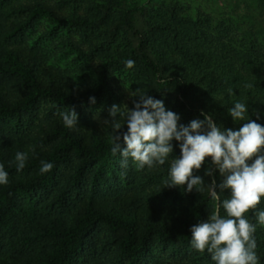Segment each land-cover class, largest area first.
Returning a JSON list of instances; mask_svg holds the SVG:
<instances>
[{
  "label": "trees",
  "instance_id": "trees-1",
  "mask_svg": "<svg viewBox=\"0 0 264 264\" xmlns=\"http://www.w3.org/2000/svg\"><path fill=\"white\" fill-rule=\"evenodd\" d=\"M73 1L0 0V163L9 181L7 185H0V264H118L108 258L109 254L126 260L120 264H156V243L181 247L184 257L190 253L189 259L170 264H196L207 251L200 253L191 246V226L208 221L216 209L226 218L222 201L224 190L218 187L223 177L214 165L210 163L206 168L213 174L207 175L209 182L203 186V192L195 189L186 192L184 187H160L162 192L190 196L183 208L187 212L184 217L171 207L143 203L142 191H139L144 188L142 183H135L124 168L115 171L110 167L109 163L118 154L114 155L111 150L112 123L99 128L94 122L81 118L75 128L69 129L62 117L49 115V122L40 125L35 135L24 132L14 137L6 135L5 119L16 118L19 130L21 117L37 110L42 100L65 106L90 101L91 97L119 101L123 91L118 90L111 68L120 69L128 60L134 61V67L128 68L130 81L154 99H169L197 119L204 118L202 113L210 116L222 131L238 130L247 122L233 121L228 114L236 102H243L240 93L217 101V83L197 85L172 67L163 47L169 26L163 19L146 15L144 28L138 27L135 18L145 11L141 5L126 7L119 17L111 14L114 6L124 0H104L103 5L92 3V17H73L67 11ZM40 15L56 23L76 25L83 42L92 47L95 45L88 41L87 28L101 18L102 21L113 19L129 34V45L118 53L119 59L104 56L97 67L87 65L84 72L90 74L92 84L73 87L68 69L53 67L47 63L42 48L27 45L24 27L31 26L34 16ZM113 30L108 29L107 33ZM173 38L172 35L175 50L195 63L196 57L189 48ZM71 44L80 51L81 46L76 41ZM120 123L125 125V121ZM120 131L126 132V125ZM118 143L122 148V137ZM18 151L28 153L26 166L19 172L14 164ZM41 161L53 163V169L41 174ZM65 163L71 164L72 171L59 173L60 165ZM93 164L97 166L90 176L89 193L80 198L71 184L79 186ZM115 172L123 176L116 178ZM63 176L67 181L60 179ZM123 178L127 182H123ZM213 180L216 196L212 194ZM40 190L45 191L44 202L33 196ZM261 203H264L262 198ZM253 212H249L252 218ZM255 239L257 242L256 234ZM260 252L262 248L257 243L259 264H264Z\"/></svg>",
  "mask_w": 264,
  "mask_h": 264
},
{
  "label": "rangeland",
  "instance_id": "rangeland-1",
  "mask_svg": "<svg viewBox=\"0 0 264 264\" xmlns=\"http://www.w3.org/2000/svg\"><path fill=\"white\" fill-rule=\"evenodd\" d=\"M74 1L71 2L72 7L67 10L73 17L86 15L92 17V3L101 5L104 3V0ZM131 5H141L145 10L142 15H137L135 18V24L138 27L144 28L147 20L146 15L163 19L169 25L167 43L163 47L166 49L172 67L178 69L188 81H193L197 85L217 83L215 87L217 101L224 100L227 95L232 97L240 93L243 102L249 106L248 117L264 126V0H124L114 6L111 14L119 17L122 11ZM19 17H24V14H19ZM92 27L94 28L93 32ZM108 29L115 30L107 33ZM24 34L27 45H36L43 49L48 64L59 69H68L70 85L79 88L85 84H92L90 74L84 72L87 65L97 67L104 56L110 57V59H119L118 53L129 45V34L124 26L107 18L105 21H102L101 18L87 28L88 41L93 42L95 45L93 47L90 44L87 45V42H83L77 33L76 25L56 23L44 15L34 16L32 25L24 27ZM172 35L173 39L187 46L194 54L195 63L190 62L175 50L171 44ZM71 41H76L81 46L80 51L74 48ZM111 69L112 78L119 86L118 90L123 91V97L119 101L108 102L103 97L95 99L94 103L80 101L74 106H65L54 104L47 99L42 100L37 110L21 117L19 130L16 127V118L5 119L3 125L6 135L14 137L21 132L26 135H35L40 129V125L49 122V115L61 117V112L72 109L77 113L78 120L86 118L99 128L112 123L109 116L111 106L119 105L120 111L126 112L127 107L131 108L135 98L133 93L139 94L144 89L137 88L130 81V71L126 66L120 69L115 66ZM246 84L252 86L245 87ZM158 100L163 101L166 110L177 113L181 117L180 123L182 124L187 125L191 120L197 119L169 99L159 97ZM116 119L119 122L125 121L119 115ZM106 120L108 122H105ZM172 144L173 153L162 166L152 168L145 166L143 169H138L129 158L127 165L122 167V157L119 153L109 165L115 171L124 168L131 174L135 183H142L144 188L139 191H142L141 200L143 203L159 208L171 207L175 213L185 217L187 212L183 208L190 200V196L180 192H162L160 190L161 186L168 188L166 182L170 180L171 161L180 155L178 142L172 141ZM124 147L123 144L122 148ZM72 159L75 161V158ZM210 163V160H206L205 165L196 173L203 177V186L209 182V177L205 175V172ZM96 166L97 164H93L87 169L79 186L71 184L78 190L80 198L89 193L90 176ZM67 171H72L70 163L60 165L59 173ZM120 176L123 175L115 172L114 177ZM60 179L67 181L64 176ZM122 181L127 182L125 178ZM113 182L111 179L110 183L113 184ZM230 195L229 190H224L222 201L230 198ZM33 196L39 202L46 200L44 190L36 192ZM262 199L264 201V197ZM263 207L264 203L258 205L253 212V218L249 213L246 215L250 222L256 224L257 243L262 248L259 255L264 258V226L259 225L256 218V212L264 210ZM214 213H217V209ZM181 251H183L181 247H173L172 244L166 246L156 243L154 247L156 264H170L190 258V253L184 257V254L180 253ZM108 258L118 264L122 261L126 262L122 258H113L111 254L108 255ZM103 259L105 260V258ZM196 264H215V262L211 260V255L207 252L197 260Z\"/></svg>",
  "mask_w": 264,
  "mask_h": 264
},
{
  "label": "clouds",
  "instance_id": "clouds-1",
  "mask_svg": "<svg viewBox=\"0 0 264 264\" xmlns=\"http://www.w3.org/2000/svg\"><path fill=\"white\" fill-rule=\"evenodd\" d=\"M126 67H134V61L128 60ZM133 97L138 99L133 100V107H127L126 112H121L115 104L109 109L114 130L111 150L114 155H121L122 167L129 158L138 169L162 166L173 153L172 141H176L180 155L171 161L167 187L203 192L204 179L196 173L210 160L223 177L218 187L231 193L230 198L223 200L226 218L214 213L208 221L191 226V246L200 253L207 251L215 264H259L256 224L246 214L255 211L264 197V126L248 117V108L243 102H236L228 114L233 121L247 122L238 130L222 131L203 113V119H193L185 125L180 123L177 113L166 110L162 100L154 99L147 92L133 93ZM90 101L94 103L95 98L91 97ZM60 115L67 128L77 126L78 115L74 109ZM117 115L124 118L126 132L120 131L125 125L116 119ZM121 137L125 145L122 149L118 143ZM27 160V152L15 154L17 172L25 168ZM41 165V174L54 167L45 161ZM212 174V170L205 172L208 176ZM8 182V173L0 163V185ZM212 184V194L216 196L214 180ZM256 218L264 226V210L256 212Z\"/></svg>",
  "mask_w": 264,
  "mask_h": 264
}]
</instances>
